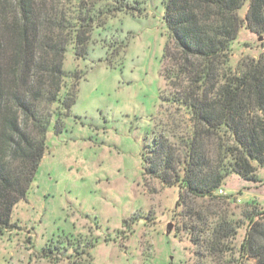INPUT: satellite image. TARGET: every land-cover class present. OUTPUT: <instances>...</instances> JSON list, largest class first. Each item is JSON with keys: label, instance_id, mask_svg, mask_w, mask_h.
Segmentation results:
<instances>
[{"label": "trees", "instance_id": "obj_1", "mask_svg": "<svg viewBox=\"0 0 264 264\" xmlns=\"http://www.w3.org/2000/svg\"><path fill=\"white\" fill-rule=\"evenodd\" d=\"M62 2L0 0V238L16 227L13 208L26 198L36 177L50 126L58 133L76 102L77 80L65 83L67 47L85 59L96 29L104 28L115 12L138 10L142 3ZM161 2L170 36L162 75L174 91L171 102L187 112L191 128L181 147L155 131L142 155L144 169L176 187L175 216L180 219L188 207L192 244H203L210 258L232 253L239 227L234 213H215L207 221L189 207L197 203L208 208L220 197L227 199L217 189L232 176L264 186L257 175L264 166V44L253 55L242 52L239 41L242 28L264 33V0ZM248 222L254 225L252 215ZM197 224L202 230L193 235ZM251 233L246 232L235 251V262L229 259L227 264H249V254L264 264V246L253 249ZM192 264L205 261L200 256Z\"/></svg>", "mask_w": 264, "mask_h": 264}, {"label": "rangeland", "instance_id": "obj_2", "mask_svg": "<svg viewBox=\"0 0 264 264\" xmlns=\"http://www.w3.org/2000/svg\"><path fill=\"white\" fill-rule=\"evenodd\" d=\"M140 1L138 10L115 12L93 32L85 59L67 47L65 83L77 80V99L61 130L50 126L36 177L13 208L16 227L0 238V264H192L200 256L205 264H227L237 259L247 231L253 249L264 246L261 183L232 176L221 186L227 199L189 207L207 221L232 211L239 224L232 253L210 258L203 244L189 240L188 207L180 219L175 216L176 187L145 172L142 155L154 132L181 147L191 123L171 102L174 91L162 75L170 39L163 4ZM239 41L242 52L258 55L264 33L242 28ZM257 175L264 178V166ZM200 230L197 224L193 235ZM251 256L247 262L258 264Z\"/></svg>", "mask_w": 264, "mask_h": 264}, {"label": "built area", "instance_id": "obj_3", "mask_svg": "<svg viewBox=\"0 0 264 264\" xmlns=\"http://www.w3.org/2000/svg\"><path fill=\"white\" fill-rule=\"evenodd\" d=\"M217 194H218V195H222V196H223V195H224V196H227L226 191L224 190V188H221V187L217 189Z\"/></svg>", "mask_w": 264, "mask_h": 264}, {"label": "water", "instance_id": "obj_4", "mask_svg": "<svg viewBox=\"0 0 264 264\" xmlns=\"http://www.w3.org/2000/svg\"><path fill=\"white\" fill-rule=\"evenodd\" d=\"M259 39L261 40V37H259ZM170 228H171V226L169 225L167 231H170Z\"/></svg>", "mask_w": 264, "mask_h": 264}, {"label": "crops", "instance_id": "obj_5", "mask_svg": "<svg viewBox=\"0 0 264 264\" xmlns=\"http://www.w3.org/2000/svg\"><path fill=\"white\" fill-rule=\"evenodd\" d=\"M45 156V155H44ZM44 158V157H43Z\"/></svg>", "mask_w": 264, "mask_h": 264}]
</instances>
